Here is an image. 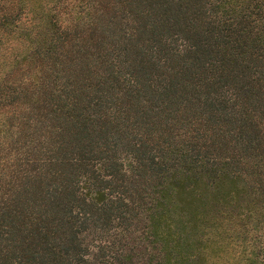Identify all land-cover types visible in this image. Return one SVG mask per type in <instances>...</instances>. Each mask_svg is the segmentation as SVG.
Returning <instances> with one entry per match:
<instances>
[{"label": "trees", "instance_id": "16d2710c", "mask_svg": "<svg viewBox=\"0 0 264 264\" xmlns=\"http://www.w3.org/2000/svg\"><path fill=\"white\" fill-rule=\"evenodd\" d=\"M25 2L0 264H264V0Z\"/></svg>", "mask_w": 264, "mask_h": 264}, {"label": "rangeland", "instance_id": "374dc122", "mask_svg": "<svg viewBox=\"0 0 264 264\" xmlns=\"http://www.w3.org/2000/svg\"><path fill=\"white\" fill-rule=\"evenodd\" d=\"M25 9L23 12L28 11V13H32L33 10L35 11H40V10H45V11H50V13H55V0H26L25 2ZM57 7V6H56ZM61 7V6H60ZM63 9V8H62ZM31 14H28L27 17H29ZM19 33H16L14 35H2L0 38L2 39L0 41V71L2 70L3 72H6L7 70V63L6 60H8L10 57L18 54L17 50H13L11 48V43L9 42L8 38H18ZM25 61V60H24ZM6 70L4 71V69ZM24 72L31 71V69L28 68L27 65L24 66L23 68ZM18 70H15L13 72V75L15 77L18 76ZM5 108L0 107V118L4 112ZM234 250L233 249H228V253H232ZM226 256V255H225Z\"/></svg>", "mask_w": 264, "mask_h": 264}]
</instances>
